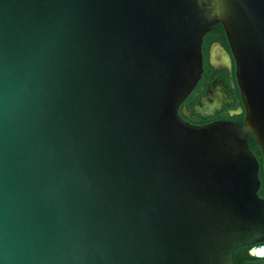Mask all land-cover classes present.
I'll list each match as a JSON object with an SVG mask.
<instances>
[{"label":"water","instance_id":"95a60500","mask_svg":"<svg viewBox=\"0 0 264 264\" xmlns=\"http://www.w3.org/2000/svg\"><path fill=\"white\" fill-rule=\"evenodd\" d=\"M215 23L244 117L194 125ZM247 136L264 171V0H0V264H264Z\"/></svg>","mask_w":264,"mask_h":264},{"label":"flooded vegetation","instance_id":"af4514ba","mask_svg":"<svg viewBox=\"0 0 264 264\" xmlns=\"http://www.w3.org/2000/svg\"><path fill=\"white\" fill-rule=\"evenodd\" d=\"M201 51L202 73L196 85L180 105L179 110L182 108L186 110V114L180 111L181 117L194 125L217 120H235L234 116L244 114L243 111L235 112L239 107H242L235 77V63L224 30L222 28V31H219L217 23L203 36ZM217 78L220 79L221 107L211 115L193 114V104L206 93L208 87L212 86Z\"/></svg>","mask_w":264,"mask_h":264},{"label":"trees","instance_id":"16d2710c","mask_svg":"<svg viewBox=\"0 0 264 264\" xmlns=\"http://www.w3.org/2000/svg\"><path fill=\"white\" fill-rule=\"evenodd\" d=\"M217 29L219 31H222V27L220 23H217ZM180 113V111H179ZM182 116V114L180 113ZM244 117V114L236 115L234 116V119L238 122H242ZM247 141H248V146L249 149L252 151V153L255 155L258 163H259V169H258V177L260 180V187L258 189V195L262 198H264V171L262 169V158H261V153H260V148L258 145L254 142V140L250 137L247 136ZM248 246H241L235 249L234 254H233V260L234 264H242L244 262H251L257 260L255 257H252L248 253Z\"/></svg>","mask_w":264,"mask_h":264}]
</instances>
